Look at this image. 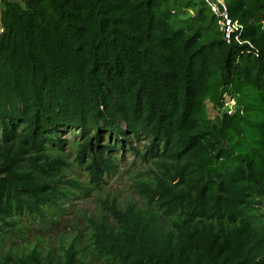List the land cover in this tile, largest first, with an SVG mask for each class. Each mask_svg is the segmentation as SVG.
<instances>
[{"label": "trees", "instance_id": "16d2710c", "mask_svg": "<svg viewBox=\"0 0 264 264\" xmlns=\"http://www.w3.org/2000/svg\"><path fill=\"white\" fill-rule=\"evenodd\" d=\"M224 2L240 43L204 0L186 1L185 20L177 0H0V234L69 199L60 151L76 132L74 161L94 186L132 143L166 169L138 185L140 204L113 201L91 221L106 264H264V0ZM242 84L263 120L259 149L240 155ZM207 102L222 113L209 117ZM2 264L86 263L70 244Z\"/></svg>", "mask_w": 264, "mask_h": 264}, {"label": "rangeland", "instance_id": "374dc122", "mask_svg": "<svg viewBox=\"0 0 264 264\" xmlns=\"http://www.w3.org/2000/svg\"><path fill=\"white\" fill-rule=\"evenodd\" d=\"M177 1L176 18L185 20L188 16L180 11L183 10L187 0ZM190 9H192L190 12L195 10V5H190ZM207 14L209 17L212 16L209 11ZM238 100L240 105L247 109L245 135L235 140V143L239 141L236 153L243 155L259 149V128L263 115L258 93L251 86L242 84ZM226 102L231 105L225 106L222 111L233 110L236 101L229 95H225L224 103ZM222 111L213 109L212 104L207 102L209 117L213 118L217 112L220 114ZM75 135H77L76 132L63 137L66 142L60 151V154L71 165L64 172L65 179L75 180L73 184L62 185L63 188L70 191L69 199L62 201L59 208L47 211L44 217L24 215L11 220L12 226L5 227L0 234V264H2L3 258L13 257L26 249L36 247L43 253L51 251L53 254H59L70 244H75L81 251L86 264H106L91 252L89 246L91 221L108 220L107 205L113 201L119 203L121 207L132 203L140 204L142 199L138 194V185L142 182L151 183L156 176L167 177L166 169L162 164L155 159L150 162L142 160L136 154V151H143L141 145L132 143L130 147L126 146L120 155L119 153L115 155L117 159L116 171L102 177L98 185L94 186L90 184L87 173L74 161L75 152L71 142ZM143 143L141 142V144ZM259 212L264 213V201L260 205Z\"/></svg>", "mask_w": 264, "mask_h": 264}, {"label": "built area", "instance_id": "2783aa9c", "mask_svg": "<svg viewBox=\"0 0 264 264\" xmlns=\"http://www.w3.org/2000/svg\"><path fill=\"white\" fill-rule=\"evenodd\" d=\"M207 6L211 9L214 15L219 19L220 29L223 33L224 39L227 43L233 39L237 43H240L239 36L243 32V26L239 21L234 20L229 17L227 6L224 0H204ZM233 101H230V103ZM228 102L224 103L223 109L225 106H228ZM233 106V104H232ZM230 107V106H229ZM228 114H232L233 110L231 109L225 111Z\"/></svg>", "mask_w": 264, "mask_h": 264}]
</instances>
